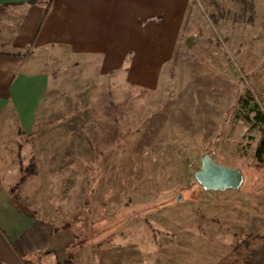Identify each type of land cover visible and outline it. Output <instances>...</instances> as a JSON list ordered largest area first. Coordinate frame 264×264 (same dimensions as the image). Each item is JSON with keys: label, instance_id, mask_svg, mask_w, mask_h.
Wrapping results in <instances>:
<instances>
[{"label": "rangeland", "instance_id": "1", "mask_svg": "<svg viewBox=\"0 0 264 264\" xmlns=\"http://www.w3.org/2000/svg\"><path fill=\"white\" fill-rule=\"evenodd\" d=\"M66 57L35 130L0 131L19 153L17 206L66 230L74 264L234 261L264 230V0H188L173 56L144 83ZM207 153L241 169L239 189L197 182Z\"/></svg>", "mask_w": 264, "mask_h": 264}, {"label": "crops", "instance_id": "2", "mask_svg": "<svg viewBox=\"0 0 264 264\" xmlns=\"http://www.w3.org/2000/svg\"><path fill=\"white\" fill-rule=\"evenodd\" d=\"M187 6L188 0H0V131L12 122L22 134L35 130L59 56L71 65L90 57L102 75L125 66L143 83L153 78L174 54ZM18 154L0 149V264H64L66 230L20 208L10 193Z\"/></svg>", "mask_w": 264, "mask_h": 264}, {"label": "water", "instance_id": "3", "mask_svg": "<svg viewBox=\"0 0 264 264\" xmlns=\"http://www.w3.org/2000/svg\"><path fill=\"white\" fill-rule=\"evenodd\" d=\"M194 176L205 190L212 191L239 189L244 182L241 169L217 163L209 153L203 157L201 168Z\"/></svg>", "mask_w": 264, "mask_h": 264}, {"label": "trees", "instance_id": "4", "mask_svg": "<svg viewBox=\"0 0 264 264\" xmlns=\"http://www.w3.org/2000/svg\"><path fill=\"white\" fill-rule=\"evenodd\" d=\"M256 117L258 120L264 121V115H262L260 112ZM263 156L264 135L259 141L255 153V157L259 162H263ZM19 183H21V181ZM234 253V261L230 260L229 258H225L219 264H237L238 261H240L241 264H264V230L255 234H249L242 243L235 247ZM64 264H74L72 255L66 259Z\"/></svg>", "mask_w": 264, "mask_h": 264}]
</instances>
